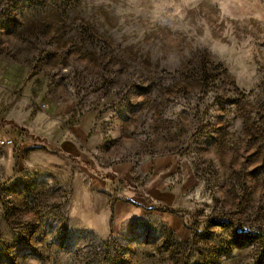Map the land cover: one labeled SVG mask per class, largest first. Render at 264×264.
Listing matches in <instances>:
<instances>
[{
    "label": "rangeland",
    "instance_id": "1",
    "mask_svg": "<svg viewBox=\"0 0 264 264\" xmlns=\"http://www.w3.org/2000/svg\"><path fill=\"white\" fill-rule=\"evenodd\" d=\"M1 136L22 159L0 174V264H264V0H0ZM39 140L104 171L177 156L183 213L137 168L131 187L71 156L30 163ZM89 178L93 200L156 211L100 239Z\"/></svg>",
    "mask_w": 264,
    "mask_h": 264
},
{
    "label": "crops",
    "instance_id": "2",
    "mask_svg": "<svg viewBox=\"0 0 264 264\" xmlns=\"http://www.w3.org/2000/svg\"><path fill=\"white\" fill-rule=\"evenodd\" d=\"M2 137L5 136H1L0 139ZM39 143H41L40 146H36L34 144L33 146H31L30 141L21 143V149L32 148L30 155H28V161L30 163H36L43 167H56L60 166V162L63 159L69 158L71 156L74 157L77 161H80V163H83L82 165H84V167L86 166L85 172H96L92 169V167H95L92 160H97L98 158H100L99 155H68L67 157L63 158L62 155H49L50 153L43 149L41 140H39ZM0 146L3 148L13 147L3 146L1 144ZM20 159L22 158H19V156L14 157V155L10 154L5 157L0 156V174L2 169L6 173V175L13 174L12 172H14V170H18L17 166H19L18 162H20ZM179 167V159L177 156L170 155L160 158L149 156L138 162V164H135L134 160H124L123 158L122 162L118 163L116 167H111V170H106V172H112L123 176L125 179H127L128 183L132 187V184L134 182L133 170L134 168L139 169L140 172H143L145 175H147V181L142 188V190L147 193V196H151V198L154 200L163 201L165 205L178 210L181 215L183 213V210L178 206H180L184 202V199L182 197L184 196V166L182 167L183 179L177 181ZM76 187V190L83 191L89 196V198L84 200L86 207L89 208V211L86 210L84 215V225L86 228H89L93 232L98 234V237H100V239H107L110 237V235L120 232L126 225V223L130 220L142 219L146 214L147 209L156 211L155 204L154 206L152 205L146 207L140 202H138L136 205H131L128 202H120L112 209L108 199L109 196H104L105 199H103L102 197L100 200H93L92 179H90V181L78 180V182H76ZM87 212H89L90 215ZM161 214L165 218L164 223L169 228L174 229L176 234L184 237V222H182V219L168 212H161ZM180 232H182L183 234L181 235Z\"/></svg>",
    "mask_w": 264,
    "mask_h": 264
},
{
    "label": "trees",
    "instance_id": "3",
    "mask_svg": "<svg viewBox=\"0 0 264 264\" xmlns=\"http://www.w3.org/2000/svg\"><path fill=\"white\" fill-rule=\"evenodd\" d=\"M93 170L96 171V173H98L99 175L105 177V178H109V179H112V180H118V179H121L118 175H116L115 173H112V172H106L104 170H101V169H98L96 167H92ZM165 210H168L170 211L171 209L170 208H166ZM259 234L256 233V232H249V233H246L243 235V241L242 242H248V243H254L256 242L258 239H259Z\"/></svg>",
    "mask_w": 264,
    "mask_h": 264
},
{
    "label": "built area",
    "instance_id": "4",
    "mask_svg": "<svg viewBox=\"0 0 264 264\" xmlns=\"http://www.w3.org/2000/svg\"><path fill=\"white\" fill-rule=\"evenodd\" d=\"M0 144L3 145V146H14L15 142L11 138L2 137L0 139Z\"/></svg>",
    "mask_w": 264,
    "mask_h": 264
}]
</instances>
